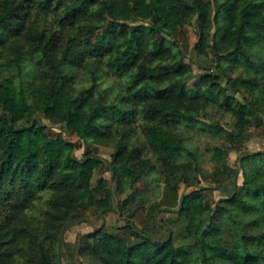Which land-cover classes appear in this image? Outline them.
Here are the masks:
<instances>
[{
	"label": "trees",
	"instance_id": "1",
	"mask_svg": "<svg viewBox=\"0 0 264 264\" xmlns=\"http://www.w3.org/2000/svg\"><path fill=\"white\" fill-rule=\"evenodd\" d=\"M196 55L212 56L201 75ZM252 126L264 128V0H0V264H264ZM191 129L232 147L202 148ZM101 146L129 194L125 224L72 244L70 225L113 206L107 180L92 183ZM197 176L216 201L181 192ZM151 180L163 189L149 204L138 184ZM162 212L184 241L146 233Z\"/></svg>",
	"mask_w": 264,
	"mask_h": 264
},
{
	"label": "rangeland",
	"instance_id": "2",
	"mask_svg": "<svg viewBox=\"0 0 264 264\" xmlns=\"http://www.w3.org/2000/svg\"><path fill=\"white\" fill-rule=\"evenodd\" d=\"M215 31H216V26L213 24L209 30L210 42L213 41V36L215 34ZM211 58H206L202 55H196V61L198 63H191L195 73L198 75L205 73V71H207L208 65L211 64ZM199 63L203 64L205 67L201 66ZM196 80L198 79L196 78L192 82ZM219 111L220 110H218L216 106H212L208 110V115L209 117L220 119L221 111L220 112ZM34 118H37V116H34ZM222 122L233 125V120L230 119V117L229 118L223 117ZM57 128L59 127H56L54 129ZM263 129H264L263 126L261 127L252 126L251 131L253 135L247 141L246 149L252 152L264 149ZM138 132L139 130H136L133 133L131 140H135L139 135H141ZM191 134H192V139L196 141V143L200 145L202 148L211 147V145L213 144H217L223 148L232 147L224 137L221 139L200 137V134L197 131H194L193 129H191ZM83 150L84 148L77 150V155L80 156L83 153ZM99 155L102 157L103 161L98 166V168L95 169L92 183L93 185H97L98 181L101 178L107 180V182L111 185L113 189V206L112 209L106 212L103 216L96 215L91 211L90 213H87L83 219L79 218L76 220L75 223L70 225L67 231L65 232V240L72 244L77 243L81 235L91 232L93 231L94 228L99 227L101 225H104L111 230L114 226H123L125 224L128 211L124 203L127 197H129V194H121L117 189L115 182L111 179V171L108 163L113 155V149L109 147L101 146L99 148ZM237 160H238V152L235 149H232L230 152V161L234 167L235 164L237 163ZM205 167L211 172L214 170V166L212 163H206ZM242 182H243V177L240 176L238 179V183L241 184ZM194 183L195 184L190 187L181 184V192L182 191L189 192L196 188L205 187V189L203 190L205 197L214 201H216L220 197V193L217 189L214 188L215 184L211 179L203 180L199 176H197L194 179ZM138 185L140 188L145 190L146 199L149 200V204L156 201V199L160 195V192L163 189V185H161V188L159 190V186L154 180L149 181L147 185H143V184H138ZM133 204H135V202H132L130 206ZM176 218H177V214L175 212H162L157 217L155 227L150 229L146 233H149L158 238H164L168 234V231L170 229H173L176 237V242L179 243L180 241H184L186 239L184 223L176 225L174 222ZM66 256L67 255H65L64 260ZM74 259L75 261H78L79 257L76 255ZM77 264H88V263L86 261H82V262H77Z\"/></svg>",
	"mask_w": 264,
	"mask_h": 264
},
{
	"label": "clouds",
	"instance_id": "3",
	"mask_svg": "<svg viewBox=\"0 0 264 264\" xmlns=\"http://www.w3.org/2000/svg\"><path fill=\"white\" fill-rule=\"evenodd\" d=\"M167 237L165 236V239H166Z\"/></svg>",
	"mask_w": 264,
	"mask_h": 264
}]
</instances>
